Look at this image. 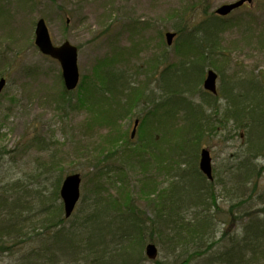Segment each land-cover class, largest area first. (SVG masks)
<instances>
[{"label":"rangeland","instance_id":"rangeland-1","mask_svg":"<svg viewBox=\"0 0 264 264\" xmlns=\"http://www.w3.org/2000/svg\"><path fill=\"white\" fill-rule=\"evenodd\" d=\"M236 1L0 0V78L3 75L8 80L0 96V197L13 195L9 187L20 181L33 191L29 198L22 195L23 206L35 211L47 209L52 204L49 196L53 182L79 173L81 199L75 215L79 209H87L94 198L92 173L104 156L107 159L114 151L126 147L156 145L159 156L173 159L169 161L172 165H168L169 173L151 170L155 178L152 184L141 181L142 174L133 170L126 183L118 182L115 188L106 180L104 185L108 190L100 192L105 198L108 192L114 195L117 200L114 209H141L143 218L150 220L154 217L155 205L161 202L166 191L173 190L177 184L181 187L183 182L176 177L182 174V170H177L179 164L183 165L180 169L185 170L186 181H190L182 184L183 192L191 190L186 198L196 199L197 186L192 178H199L196 164L199 167L201 150L208 148L218 197L217 204L211 206L212 211L208 213L215 217L214 237L213 234L211 237L219 243L191 264L208 263L207 260L224 250L231 239H241L249 211L263 210L264 213V156L255 155L253 161L261 174L256 182L254 179L245 185L244 204L235 208L237 201L231 200V195L235 194L232 179L246 157L243 152L248 153L245 143L252 142L256 136L250 135L244 127L245 118L236 123L233 118L222 117L228 109L226 98H230L232 92L245 96L246 102H260L264 109V0H253L224 18L216 15L215 11L222 5ZM213 15L222 19L221 27L210 49L202 54L187 45L176 28L187 21L191 28L187 29L188 34L203 19ZM41 18L47 23L54 45L69 42L78 49L80 80L74 91L66 90L60 64L40 53L35 45L36 24ZM167 33H176L171 46L167 43ZM190 61L197 65L205 61L203 81L209 69L218 74L217 87L223 95L217 100L218 112L203 102L206 98L211 100L204 91L203 81H197L194 88L198 77L195 72L178 75L173 71L182 62ZM161 71L164 87L187 88L190 92L181 93V98L195 105L203 104L205 116H212V126L206 128L208 135L200 146H185L194 116L187 108L167 105L170 96L166 97L159 83ZM105 76L108 79L119 76L124 85L113 99L111 95L102 96L97 92L104 86ZM64 91L77 108L61 103ZM152 92L156 100L166 101L156 112L157 118L149 115L153 106L146 96ZM218 123L220 129L216 130L213 127ZM89 129H93L92 134L88 133ZM133 131L135 135L131 137ZM262 146L264 148V140L259 147ZM254 153L259 154L256 150ZM192 162L193 171L190 170ZM51 165L55 166L54 171L49 170ZM220 180L225 181V186L217 184ZM178 194L182 195L181 189ZM61 202L60 199L55 205ZM189 205L186 201L184 206L188 210L182 211L183 218L186 223L195 224L202 210ZM41 218L40 215L32 217L30 225ZM71 220L67 226L75 217ZM49 231L27 234L23 241L7 245L8 249L0 253V264L25 262L28 254L40 248L41 240ZM146 237L147 243L158 247L157 259L161 263L179 264L185 260L183 256L174 255L169 244L159 240L155 232H147ZM155 261L145 256L142 264H156Z\"/></svg>","mask_w":264,"mask_h":264},{"label":"trees","instance_id":"trees-1","mask_svg":"<svg viewBox=\"0 0 264 264\" xmlns=\"http://www.w3.org/2000/svg\"><path fill=\"white\" fill-rule=\"evenodd\" d=\"M221 21V18L213 15L211 18L203 19L188 34L186 31L191 28L187 21H183L184 24L182 22L183 25H180L176 30L179 35L182 33L184 42L187 45L193 46L199 49L202 54H205L206 49L209 48L219 32ZM199 63L200 65L192 61L182 62L177 70H172L178 75L191 70L195 72L198 75L197 79L194 80L195 88L197 81L202 82L205 75L203 69L205 61ZM161 73L162 71L160 72V79L158 78L159 83L161 88L166 91V97L170 96L167 98V105H178L179 108H187L192 111L194 116L188 128L189 138H186L185 146L190 144L200 146L206 135H208L206 128L212 126L210 124V122H213L212 116H205L203 104L195 105L186 98H181L183 97L181 93L187 92V88L175 90L164 87L161 82ZM106 75L108 74L106 73ZM1 77L5 76L1 75ZM105 78L104 86L98 88L97 92L102 96L111 95V99H113L115 92L120 91L124 85H121L122 81L119 76L109 79L105 76ZM253 88L255 87L253 86ZM153 95L154 92L149 93L146 99L149 101L148 103H151L149 105L153 106V110L149 112V115L151 114L155 118L159 107L164 105L166 101L156 100ZM206 95L214 103L207 98L203 102L210 108H215V112H218L217 100L223 95L213 96L209 93H206ZM176 96H178V99L173 100L172 98ZM68 97L69 93L64 91L61 103L67 105L68 108H77L78 106H73ZM226 100L228 109H226V113L222 118H233L236 123H238V119L245 118L246 124L244 127L248 128V131L251 132L250 135L258 138L255 140L256 137H253L252 142L245 143L248 148L246 152L248 153L243 152L246 157L240 163L237 171L235 170L236 173L232 179V182H234L232 188L235 194L231 195V200L232 202L237 201L233 206L239 208L244 204L242 199L245 197V185L251 184L254 179L256 182L257 177L261 174V169L254 164L253 159L256 156H264L263 146L262 148L259 147L264 140V109L260 102L253 100L246 102L245 96L234 92ZM219 124H215L213 128L219 130ZM239 127H242V125H239ZM91 132H93V129L88 130L89 134H92ZM156 150H158L156 145L151 146V148L148 146L144 148L139 146L126 147L123 150L114 151L107 159H105L107 156H104V159L98 162L97 166H94L95 170L92 173L95 178L94 190L96 189V192L93 193L92 202L87 209H79L78 214H73L70 218L73 220L75 217V221L68 226L70 218L65 217L63 202L60 205H55L61 199L62 177L53 182L52 195L49 196L52 199L51 206L49 205L47 209H40V211L33 209L34 212L32 209H27L30 206H23L24 201H22V195L29 198L33 191L30 190V186H24L18 181L12 187H9L12 188L13 195L8 198V196L2 194L0 197V253L3 254L8 249L7 245L11 246L12 243L23 241L27 234L50 230V236L48 235L41 240L40 248L28 254L29 256L27 255L28 257L25 259L27 262L21 261L20 264H27L28 262L30 264H142L145 260V250L148 244L146 240L147 232H155L159 240L161 239L169 244V249L173 251L174 255L185 257V260L179 264H191L198 257H204L205 252L207 253L214 245L219 243V241H214L212 238L214 237L215 217L211 215L212 213H208L212 211L209 208L217 204L218 197L214 188L216 186L215 177L213 181H209L199 170L197 164L196 171L199 178L197 180L192 178L197 186L194 189V198L196 199L193 201L186 198L191 194V190L189 193L183 192L182 184L190 181H186L183 172L185 170L180 169L182 164H179L177 170L179 172L182 170V174L179 173V176L176 177L183 182L181 187L177 184L173 189L174 191H166L161 202L155 205L154 217L150 220L146 217L143 218L141 209H114L113 206L117 200L110 192H108V198L101 195V193L108 190L104 185L106 180L111 181V185L117 188L118 182L126 183L128 181V174L133 170H139V174H142L141 181L147 180L155 184V178L151 170L161 171V173L170 171L168 169L169 166H172L170 160L173 161V159L166 160L159 156ZM255 150L259 154H255ZM194 167L195 164L192 162L190 170L193 171ZM54 169L55 166H52L49 170L54 171ZM217 184L225 186V181L220 180ZM180 189L182 195L178 194ZM145 190L146 188H144ZM186 201L190 204V208L198 207L202 210L201 215L199 214V217L196 218L197 223L195 224L186 223L183 218L182 211L188 210L184 206ZM168 205L170 207H167ZM217 210L219 211V209ZM241 210L239 209V212ZM24 211L27 214H24ZM262 211H249L247 215L248 222L244 225V236L241 239H235L237 237L231 239L224 250L204 264H264V213ZM38 215L42 216L41 221L38 222L36 219L37 222H34L33 226L30 225V219ZM211 234H213L212 237ZM150 241H153V239ZM155 263L164 264L158 259Z\"/></svg>","mask_w":264,"mask_h":264},{"label":"water","instance_id":"water-1","mask_svg":"<svg viewBox=\"0 0 264 264\" xmlns=\"http://www.w3.org/2000/svg\"><path fill=\"white\" fill-rule=\"evenodd\" d=\"M246 2L251 3L252 0H238L234 3L222 5L217 9L216 13L222 17L228 16L234 10L243 6ZM168 45L172 44L175 33H167ZM35 45L39 51L59 62L62 68V77L65 87L68 91H73L77 88L80 80V72L78 66V49L69 42L56 46L52 42L48 26L44 19L37 22L35 30ZM217 78L218 75L209 70L204 82L205 90L216 94L217 93ZM7 85V79H0V95ZM135 132H133V136ZM200 169L209 180H213L212 158L208 149H203L201 152ZM81 182L80 174L68 175L61 187L60 195L64 203L65 217L70 218L75 211V208L81 197ZM146 255L149 259L155 260L158 256V249L155 244L150 243L146 246Z\"/></svg>","mask_w":264,"mask_h":264},{"label":"bare ground","instance_id":"bare-ground-1","mask_svg":"<svg viewBox=\"0 0 264 264\" xmlns=\"http://www.w3.org/2000/svg\"><path fill=\"white\" fill-rule=\"evenodd\" d=\"M60 197H61V195H60ZM61 200H62V198H61ZM147 256V255H146ZM148 257V256H147ZM151 260V259H150ZM156 260V259H155ZM27 264H30L29 262L27 263Z\"/></svg>","mask_w":264,"mask_h":264}]
</instances>
